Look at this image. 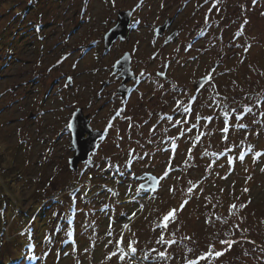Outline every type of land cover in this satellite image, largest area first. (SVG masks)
Listing matches in <instances>:
<instances>
[{"label":"rangeland","instance_id":"374dc122","mask_svg":"<svg viewBox=\"0 0 264 264\" xmlns=\"http://www.w3.org/2000/svg\"><path fill=\"white\" fill-rule=\"evenodd\" d=\"M29 1L0 0V38L8 36L2 46L0 42V196L9 205V213L4 216V223L0 222V234L3 232V235H0V263L10 259L11 264H77V260L80 264H101L106 254L112 251L111 247H104L109 216L115 219L113 227L119 231L121 224L127 221L121 214L130 216L136 212V208L120 207V204L114 202L111 192H101L94 197L95 200L85 199L83 192L93 190L95 185L91 179L102 175L112 178L108 189L118 193V199L133 197L138 183L137 176L142 173H151L156 177L162 175L166 161L172 154L168 137L175 136L177 129L172 128L166 119L159 123L157 121L163 114L173 115L170 113L175 107L174 98L187 102L188 97L181 95L179 90L187 91L193 81L206 75L214 66L216 72L213 75L217 90L222 96L228 97L231 107L240 109L241 104L260 103L259 108L253 107L254 114L245 118L251 130L246 145L250 143L253 151L264 150V126L261 123H252L253 120L264 122V117L260 116L261 111H264V75H261L264 73V0H258L255 7L258 9V20L253 19V0H240L238 4L232 0L223 5L221 11L212 6L213 0L206 4L202 2V7L199 8L198 0H143L142 4L141 0H115L114 4L113 0H48L44 8L42 3L37 6L36 11L34 9L28 12L26 3ZM138 4L139 8L136 7ZM231 6L232 8H229ZM123 10L133 12L126 38L123 41H115L112 47L105 51L102 47L103 35L115 25L117 13ZM229 13H232L235 19ZM56 14L62 16L56 22H50L48 18ZM219 14L223 19L229 20L222 36L218 35L222 23ZM167 18L173 20L172 29H181L182 33L179 39L164 45L163 38H154V29ZM245 20L248 21L247 24H244ZM18 21H22V29L19 28ZM41 21L48 23L42 31ZM239 23L244 27L241 44H251L246 53L243 49L235 52L236 43L229 42L230 38L226 41L225 37V34L235 30ZM26 26L29 31H33L29 37L23 35ZM170 28L169 33H172ZM16 30L19 31L18 39L11 47L15 50V57L8 61L10 53L5 51V47L11 41L12 35L16 34ZM197 30H203V33L200 41L193 44L190 39L198 34ZM214 32L217 36V49L226 50L221 59L220 51L207 48ZM43 38L45 39L40 50L38 41ZM27 41H35L37 50H34L31 43L30 50L25 47L20 52V47ZM189 43L192 47L185 51ZM124 53L130 54L131 69L137 79L128 83L132 90L128 96L121 99L116 93L119 82L113 74V65ZM241 59L243 63L240 62ZM165 64L168 65L167 68L163 67ZM141 72L145 73L144 77L140 76ZM158 72H164L172 81L162 84L156 75ZM68 77H71V85L66 84ZM161 84L163 88L159 87ZM174 85L179 89L172 94ZM197 96L189 123L194 122L197 112L203 116L213 114L212 110L205 106L211 103L209 92L204 90ZM245 96L250 97V100L244 99ZM233 97L236 98V103H232ZM78 108H82L83 113L88 115L92 129L102 130L105 136L99 141L88 162L80 165L77 172H72L68 169V160L73 155V149L67 125L72 113ZM118 110L120 111L117 115ZM221 121L222 116L220 120H214L207 129L201 126L199 130L211 129L215 135L202 139L193 149L194 157L199 154L210 157L204 155L203 146L209 152H223L224 144L219 138V131L216 132L218 127L215 128L217 124L222 126ZM109 124L111 127H108ZM153 125H157L155 133L150 132ZM166 128L169 131L165 134ZM257 131L259 135L256 134ZM196 133L197 129H194L192 133L177 141L179 147L172 161L174 166L183 165L187 149L191 147L189 138ZM242 138L239 133L232 136L236 143ZM214 159L216 158L211 157L207 162L212 164ZM189 163L194 166L174 171L167 179L160 181L158 190L149 194L155 195V200H149L143 193L141 202H137L139 199L135 200L138 208L140 203L146 205L145 213L137 219L138 223L135 222L132 226V231L139 240L136 256L148 255L146 260L138 259L135 264H185V257L194 259L201 252L207 251L206 245L209 243H214L217 251H221L223 245L227 249L226 244L219 242L226 239L241 242L233 244L230 250L224 251L217 259L211 262L201 261V264H264V219L260 220L264 215V172L260 170L264 168V157L253 163L252 155L249 154L242 164L237 161L232 175L227 180H221L216 175L219 173L223 176L229 170L227 159L223 155H219L216 165L212 164V176H215V180L211 175L205 178V167L209 163H204L203 159ZM221 164L224 166L220 167ZM245 168L248 169L247 172ZM240 172L243 174L241 177L238 176ZM248 176H251V179L245 183L243 178ZM189 179L194 182L202 181L200 187L204 192L199 199L193 197V200H190L179 213L176 223L170 225L169 232L179 227L176 233L178 240L182 235H187L196 243L183 241L173 245L169 249L171 259L159 261L157 254L151 252L152 248L160 249L155 243L159 230L153 233L151 227L158 215L169 208L179 207L185 198L181 189L188 187ZM229 181L232 184L234 182L235 188L238 185V189L229 187ZM129 185H132V192L128 190ZM173 186L177 189L175 194L169 191ZM78 187L81 189L75 195L74 209L59 204L58 201L65 193L72 191L70 188L75 190ZM245 187L249 189L246 193L242 192ZM221 188L229 192L227 202L230 205L251 201L239 212V216L244 218L243 223H240L236 216L231 217L229 221V225L232 222L240 223V228H246L247 231L242 233L233 230L234 234L229 232L225 235L229 231L228 226L215 222L214 236L210 238V225L199 223L205 222L206 217L212 214H206L209 206L206 204L208 202L205 200V194H212L215 189ZM39 193L47 194L52 201L50 205H46L45 216L48 224H40L35 229L32 226L36 225L37 219L29 226L33 215L26 220L20 213L23 211L29 214L31 205L33 207L32 202L36 201ZM212 199L213 210L227 217L228 210L223 212L226 202L223 193L217 191ZM197 200L199 203L195 205ZM204 204L205 207H202ZM105 205L108 207L104 208ZM193 206L197 208L192 212L199 218L198 223L191 219ZM16 212L19 214L18 218H14ZM65 213L73 215L72 226H67L64 222ZM93 222L95 232L90 227L86 228ZM68 227L74 233L77 246L75 254L70 249L72 244H68L70 248H60L61 242L66 239ZM46 235L51 236V244L45 242ZM20 236L25 240L19 238ZM90 237L96 241L94 248L90 247ZM30 240L34 251L24 252V244ZM35 242L41 244L35 246ZM185 245L194 251L188 252ZM85 248L89 249L87 253L84 252ZM20 251L22 253H19ZM65 252L69 255L64 256ZM107 264H116V259ZM124 264H128V261L125 260Z\"/></svg>","mask_w":264,"mask_h":264},{"label":"snow or ice","instance_id":"6c2138e0","mask_svg":"<svg viewBox=\"0 0 264 264\" xmlns=\"http://www.w3.org/2000/svg\"><path fill=\"white\" fill-rule=\"evenodd\" d=\"M143 0H141L142 4ZM115 3V0H113V4ZM205 3H208V0H205ZM217 3H219V0H213L212 6L215 8ZM253 3H255V0H253ZM137 8L140 7V4L136 6ZM163 7V5H161ZM202 7V5H198V8ZM135 11V9H133ZM211 11V9L209 10ZM208 23V17H205V24ZM248 21L245 20L244 24H247ZM203 31V30H202ZM243 34V26L238 30V32L235 34L236 37H239ZM172 37H169L168 40H171ZM167 42V41H166ZM192 47V44L189 43L185 51H188ZM237 47H242L241 45H237ZM251 48V44H247L246 46H243V50L246 53ZM155 58V57H153ZM66 59V57H65ZM195 59V58H194ZM243 63V59L240 61ZM59 63V62H58ZM117 64H119V61H117ZM167 64H165L163 67L167 68ZM75 67V65H73ZM115 67V65H114ZM216 72L215 66L207 72V74L201 78V80L196 81V93H201L202 90H206L209 92V100L211 103H207L205 106L212 110L213 114L203 116L199 112H197L194 122L189 123V116L193 111V105L196 103L198 96L192 95L189 96L187 102L182 99L174 98L175 99V107L173 108V115L169 116L167 114H163L159 117V120L157 123H159L160 120H167L172 128L177 129V134L172 137H168V140L170 141V147H171V153L169 156L168 161H166V167L164 169V172L159 177L152 176L150 173H145V182L139 183L140 177H136V180L138 181L135 194L133 195L132 199L136 200L137 198H141V193L144 194L149 200H155V195H149L150 193H155L157 190L160 181H163L167 179L170 174L177 170H186L188 168L193 167L194 165L189 163L190 161H193L195 157L192 155L193 149L196 148V146L202 141V139L205 136H212L215 135V132L211 129L208 131H202L199 130L201 126L205 129L208 128L209 125L213 123L214 120H220L222 116L221 125L219 127V133H220V140L224 144V149L222 153H208L207 150H205L204 155L213 156L216 159L212 161V164L216 163V160L219 158V155H223L227 159V164L229 166V170L227 174L220 176L219 173H216V175L221 180H227L230 175H232V172L234 171V166L236 162L243 163L245 160V157L249 154L252 155L253 163H256L257 160H259L261 157H264V152L262 151H253V146L250 143H247L246 147L247 150L245 151V144L248 140V135L251 134V130L249 129V125L246 122L245 118L249 114L253 113V107L259 108L261 105L259 102H257L255 105L251 104H241L240 109H236L231 107V105L228 103V97L222 96L220 92L217 90V86L215 84V77L214 73ZM157 76H164V72H158L156 74ZM261 75H264V73H261ZM141 77L145 76L144 72L140 73ZM69 82L71 81V77H68ZM233 84H235V81H233ZM159 87L163 88V85H159ZM175 90V85L173 86ZM181 95H188L187 91L184 89L179 90ZM244 99H249L250 97L245 96ZM232 103H236V98L233 97ZM218 110V111H217ZM119 111H117V115L119 114ZM261 117H264V111H261L260 113ZM130 119V118H129ZM201 122H203V125H201ZM253 124L261 123L262 126H264V122L260 120H253ZM184 125H188V127H184ZM131 126V125H130ZM68 128H72L73 124L69 123L67 125ZM108 127H111V124L108 125ZM157 125H153L150 129L151 133L156 132ZM194 129H197V133L190 137L191 147L187 149V157L183 163L182 166H174L172 164V161L175 159V152L178 150V143L182 137L186 136L188 133H192ZM165 134L169 131V129H165ZM234 133H239L242 135V139L239 141V143H236L234 139H232V136ZM259 135V132L256 133ZM151 143V140L149 141ZM237 150L238 153H237ZM131 156V152L129 154ZM71 163V161H70ZM212 164H209L205 167V178L211 175L212 172ZM224 165L221 164L220 167H223ZM262 172H264V168L260 169ZM245 171L247 172L248 169L245 168ZM90 179V178H89ZM251 179V176H248L245 180V183H247L248 180ZM188 187L186 189H181V191L184 192V199H182L180 205L178 208H169L166 211H164L162 214L158 215L156 220L153 222V226L151 227V231L153 233H156L157 230H159V235L155 239V243L160 246V249L152 248L151 252H155L157 254V258L159 261H167L171 259V254L169 253V249L172 248L173 245L181 244L183 241H191L193 244L196 242L192 240V237L187 235H182L179 240L177 239L176 233L179 231V227H177L175 230L169 232V227L171 224L176 223L178 219V215L180 212L183 211L184 207L190 202V200L195 197L199 199L200 195L203 194L204 189L200 187L202 181H192L191 179L188 180ZM233 182V187H234ZM129 192H132V185H129ZM109 192L112 193V195H118L115 191L112 189H108ZM169 191L175 194L177 189L173 186L169 188ZM224 189L221 188L220 192L223 193ZM249 189L247 187L242 189V192H248ZM237 200L239 197L236 198ZM205 200L208 203H211V197L206 196ZM72 203L75 204V194L72 195ZM251 203V201H247L246 203H240L239 205L233 203L229 205L228 209V216H208L206 217L205 223L209 224L210 226H215V222H219L221 225L228 226L229 231L225 233V235H228L229 232H232L234 234V231H240V232H246L247 229H241L240 223H243L244 218L239 216V212L242 211L244 208L247 207V205ZM108 206L105 205L104 208H107ZM146 205L144 203L139 204V211L143 212ZM215 207V205H214ZM104 209H101L103 211ZM159 211V210H156ZM86 215H88L86 213ZM137 213L133 212L130 216L122 213L121 216H123L125 219L129 221V223H122L120 226L119 231H117L113 224L116 223L115 219H113L111 216H109V224H108V231L105 233V240L106 243L104 244V247L107 249L109 247L112 248V251L108 252L104 258V260L101 262V264H107V262L113 261V259H116V264H124L125 260L128 261V264H135L136 260L138 259H144L146 260L148 258L147 254H144L143 257H137V247L136 245L139 243V240L136 236V233L132 231L131 228V222L136 217ZM236 216L237 219L240 221V223L232 222L229 225V221L231 217ZM147 219V218H146ZM86 227L92 228L93 232H95V225L94 222L92 224L87 225ZM126 233H130V236L126 239ZM66 236L69 241L72 242V253L75 254L77 252V246L75 241L72 239L73 233L71 231L66 233ZM91 243L90 247H95V240H92V238H89ZM44 240L46 243L51 244L52 238L51 236L46 235L44 237ZM67 242V241H65ZM221 244L228 245L227 249L217 251L215 249L214 243H209L207 245V251L201 252L198 256H196L194 259H188L185 257V264H201V261H209L217 259L218 257L222 256L224 254V251L230 250L231 246L235 243H240L239 240H232V239H226V240H220ZM249 243H254V241H248ZM167 246V247H165ZM188 252H193L194 249L191 247H187ZM89 251L88 248L84 249V252L87 253ZM142 251V250H141ZM264 251V249H262ZM47 255V253H45ZM64 256H68L69 253L65 252L63 253ZM59 258V253L57 254ZM77 264H80V261L77 260Z\"/></svg>","mask_w":264,"mask_h":264},{"label":"trees","instance_id":"16d2710c","mask_svg":"<svg viewBox=\"0 0 264 264\" xmlns=\"http://www.w3.org/2000/svg\"><path fill=\"white\" fill-rule=\"evenodd\" d=\"M48 2V0H30L29 2H27L26 4H27V8H29V11L28 12H30L31 10L33 11L34 9V11H36V8H37V6H39L40 4H42L43 3V8H44V6H45V3H47ZM62 15H58V14H56V15H53V16H51V17H49L48 19L50 20V22H56L58 19H60V17H61ZM64 16V15H63ZM58 17V18H57ZM57 18V19H56ZM56 19V20H55ZM14 21V20H13ZM40 21V20H39ZM10 23L11 24H13V22L12 21H10ZM18 24H19V28H23V23H22V21H18ZM41 25H40V31H42V29L43 28H45V27H47L48 26V23L46 22V21H41V23H40ZM33 25L34 24H32V28H33ZM257 25V24H256ZM31 28V29H32ZM14 29V28H13ZM5 30H6V28H5ZM3 32H6V31H4L3 30ZM13 32H14V30H13ZM16 32V34H14V35H12V37H11V41H9L8 42V44H7V46L5 47V51L7 52V53H10L9 54V56L7 57V59H8V61L9 60H11V59H13L14 57H15V50H12L11 49V47H13L14 46V44H15V42L17 41V39H18V36H17V34H19L18 32V30H16L15 31ZM31 32H33L32 30H28V26H26L25 27V29H23V35L25 36V37H29L30 36V33ZM10 34V33H9ZM8 37V36H7ZM7 37L6 36H1V38H0V42H1V46H2V42L4 41V40H6L7 39ZM19 38H20V36H19ZM44 39L45 38H43V39H41L40 41H38V49H40L41 50V48H42V46H43V41H44ZM40 42H41V44H40ZM31 43H32V45H33V48H34V50L36 51L37 50V47H36V45H37V43L34 41H31ZM31 43L29 42V41H27V43H25L24 45H22L21 47H20V52L22 51V50H24L25 49V47H29V50L31 49ZM7 48V49H6ZM218 50V49H217ZM218 51H220L221 53H220V56H219V59H221L222 57H223V53H222V51L221 50H218ZM4 57H5V55L3 56V58H2V62H3V59H4ZM18 61V60H17ZM1 62V63H2ZM7 62V61H6ZM264 134V133H263ZM245 147H246V144H245ZM246 150H247V147H246ZM260 151H262V152H264V150H260ZM248 156V155H247ZM246 156V157H247ZM245 157V158H246ZM210 164V163H209ZM107 167L109 168V165H107ZM239 177H240V175H238ZM211 177L213 178V176L211 175ZM245 178H247V177H245ZM245 178H243L244 180V182H245ZM108 179H109V177H106V176H102V175H100L99 177H95V178H93V179H91L92 181L94 180V185H95V188H97L98 186H100V185H105V184H108L109 182H108ZM117 180H119V179H117ZM228 185H229V187H231L232 189H234V190H236V189H238V185H237V187L235 188V187H233V184L231 183V181H229L228 182ZM99 188V187H98ZM70 189H72V188H70ZM224 189V191H223V195H224V199H225V208H224V210H223V212H226L228 209H229V203L227 202L228 201V196H230V194H229V192L226 190L225 191V188H223ZM262 189H264V187L262 186ZM217 191H220V190H217V189H215L214 191H213V193L211 194V193H207V194H205V196H210L211 197V203H206L208 206H209V209H207L206 210V214L207 213H212L211 214V216H213V217H215V216H224V215H219L217 212H215L214 210H213V199H212V196L217 192ZM78 192V190H75V191H73L71 194H66L63 198H61L60 199V201H58L59 202V204H61V205H63V206H68L69 207V209L70 208H75L76 207V204H74L73 205V203H72V195H73V193L76 195V193ZM0 195H1V193H0ZM50 197L46 194V195H43L42 193H39L37 196H36V201L33 203L32 202V204H33V207H32V205H31V207H32V209H31V207H30V210H29V214L27 215V212L26 213H24L23 211H21V213H20V215H22V217L23 216H25L26 217V220H28L29 219V217H30V215H33L36 211H37V213H36V215L33 217V220H32V223L34 222V220L35 219H37V222L35 223L36 225L35 226H32V227H35V229H36V227H38V226H40V224H42V226H46L47 224H48V221H47V219H46V209H47V204L48 205H50V200H48ZM96 198H94V200H95ZM48 200V201H47ZM93 200V201H94ZM123 200H125V199H122V201ZM90 202H92V201H90ZM198 202V200L197 201H195L194 202V204L196 205V203ZM199 203V202H198ZM206 204H204V205H201L202 207H205V205ZM121 207V206H120ZM123 207L124 208H130V209H133V208H136V213H137V215H136V217L134 218V221L132 222V224H131V228H132V226H133V224L137 221V219L138 218H140L144 213H145V210L143 211V213L140 215V216H138L139 215V213H140V211L138 210V208H137V206H136V203L135 202H131V203H125L124 205H123ZM8 208H9V205H7L4 201H3V199H2V197L0 196V222L3 224L4 223V216H6V214L7 213H9L8 211ZM194 208H196L195 206H193V207H191V219H193L194 221H196L197 223L199 222V218H197V216L192 212L193 211V209ZM197 209V208H196ZM2 211V212H1ZM148 211V210H147ZM146 211V212H147ZM6 212V213H5ZM199 212V211H198ZM66 215V213L63 215V218H64V216ZM18 216H19V214L16 212L15 213V216H14V218L15 217H17L18 218ZM66 218H67V220L68 221H70V220H72V224L74 223V218H73V216H72V214L71 215H68V216H65ZM261 219H264V215L263 216H261L260 217V220ZM25 220V222H27ZM52 219H50V221H51ZM44 222H45V224H44ZM127 222H129L128 220L126 221V223ZM31 223V224H32ZM138 222H136V224H137ZM199 223H201V224H204L205 226H208V224H206L205 222H199ZM2 226V225H1ZM41 226V227H42ZM210 227V235H209V237L211 238V237H213L214 236V227L213 226H209ZM29 232V231H28ZM0 235H3V232L1 231V234ZM126 235L129 237L130 236V233H126ZM34 237H35V235H34ZM33 237V238H34ZM19 238H22V240H25L24 239V237L23 236H20ZM233 240H236V239H233ZM0 242H2V240L0 241ZM212 242H215V243H218V242H216V241H212ZM204 243V242H203ZM209 243V242H208ZM208 243H206V244H208ZM24 244V243H23ZM41 244V243H40ZM39 244V245H40ZM68 244H72V243H65V242H61V245H60V248H65L66 246H68ZM205 244V245H206ZM38 245V242H35V246H39ZM33 246V244H32V241L30 240V241H28V243H25L24 244V248L22 249L24 252L25 251H27L28 249H31V247ZM207 246V245H206ZM226 246H228V245H226ZM233 246V245H232ZM231 246V247H232ZM69 247V246H68ZM14 248H15V246L13 247V250H14ZM70 248V247H69ZM35 249H37V247L35 248ZM71 250H72V248H70ZM225 249V245H223L222 246V248H220V250H224ZM19 253H22L21 251L19 252ZM2 260V259H1ZM11 262H12V260H10V259H5L3 262L1 261V263L0 264H11Z\"/></svg>","mask_w":264,"mask_h":264},{"label":"water","instance_id":"95a60500","mask_svg":"<svg viewBox=\"0 0 264 264\" xmlns=\"http://www.w3.org/2000/svg\"><path fill=\"white\" fill-rule=\"evenodd\" d=\"M131 15V11L118 12L116 24L114 27L108 30L103 37L104 50H108L114 41L117 40V38L121 40L125 39L126 30L130 23ZM169 22V19H167L162 26L156 28L155 37L163 35V32L166 30ZM175 36L176 32H173L169 37H172L171 40H173ZM168 38L166 39L167 42L170 41ZM117 61H119V64H117ZM117 61L114 63L115 67L113 66V73L117 74L116 76L118 79L122 78L120 86L117 89V93L124 97L130 89L129 87L125 86L127 81L135 79L136 76L131 70L129 53H125ZM67 83L71 84V81L69 82L67 79ZM69 123L73 124V127L68 128V130L71 135V143L74 153L68 161V166L71 170L76 171L80 163H85L87 161L97 141L102 137L103 132L91 129L89 125L90 120L86 115L83 114V110L81 108H78L72 113L68 124ZM139 177L140 181L145 182V174H142Z\"/></svg>","mask_w":264,"mask_h":264},{"label":"flooded vegetation","instance_id":"af4514ba","mask_svg":"<svg viewBox=\"0 0 264 264\" xmlns=\"http://www.w3.org/2000/svg\"><path fill=\"white\" fill-rule=\"evenodd\" d=\"M199 1V5H201L202 4V2H204V4H206L205 3V0H198ZM209 1V0H208ZM232 0H219V3H223V4H218L217 6H216V8L219 10V11H221V9H222V7H223V5H225L227 2H231ZM237 4L240 2V0H234ZM257 5H258V0H255V3H253V19H257L258 20V9H256L255 7H257ZM243 7V6H242ZM229 8H232V6L231 7H229ZM228 8V9H229ZM244 9L245 8H243V11H244ZM230 14V16H232L233 17V19H235V17L232 15V13H229ZM219 16H220V18H221V20H222V23H221V31H220V33L218 34V35H220V36H222L223 35V33L226 31V29H227V23H228V21L229 20H226V19H223L222 18V16L219 14ZM168 19V18H167ZM170 19V22H169V24H168V26H167V28H166V30H165V36H168V35H170V33H169V28L170 29H172L173 27H172V22H173V20H171V18H169ZM238 19L240 20V17L238 16ZM241 20H243V19H241ZM241 26H243V24L242 23H239V25L237 26V28L235 29V30H232L231 32H228V33H226L225 34V37H226V41H228V39H229V42H235L236 43V45H240L241 44V40L243 39V35L244 34H242V35H240L239 37H236V33L238 32V30L241 28ZM209 27H211V25L209 26ZM244 28V27H243ZM171 31H173V32H177V36L175 37V39L173 40V41H175V40H177V39H179L180 38V35H181V33H182V30L180 29V30H177V29H172ZM197 35L193 38V39H190V41L194 44V43H197L198 41H200V37H201V35H202V33H203V31H199V30H197ZM216 38H217V36L215 35V32L213 33V35H211V38L209 39V44L207 45V48H212V47H214V48H216L217 49V47H216V44H215V40H216ZM254 41V40H253ZM241 46H243V44H241ZM238 49V50H237ZM241 49H243V48H239V47H237V48H235V50H237L236 52H238L239 50H241ZM221 50V49H220ZM182 62H184V61H181V63ZM205 76V75H204ZM160 79H161V83L162 84H166V83H168L169 81H172V79H171V77H167L166 75H164V76H158ZM203 76H200V77H198L195 81H193L192 82V84H190L189 86H188V90H187V93H188V95H186L188 98H189V96H192V95H199V94H202L203 92H204V90H202L201 91V93H196V81L198 80V79H200V78H202ZM116 80L118 81V82H120L119 81V79L118 78H116ZM132 82V81H131ZM129 83V82H128ZM127 83V85L130 87V91L125 95V97L126 96H128V94L131 92V90H132V86L131 85H129ZM119 84L120 83H118V87H119ZM118 89V88H117ZM117 89H116V91H117ZM178 87L177 88H175V90H174V88L173 89H171V93L172 94H175L177 91H178ZM121 99H124L125 97H121V96H119ZM161 100H162V103H161V105L163 106L164 105V103H163V98H161ZM162 109V108H161ZM170 114H173V112L172 113H170ZM95 130V129H94ZM98 130V129H97Z\"/></svg>","mask_w":264,"mask_h":264}]
</instances>
